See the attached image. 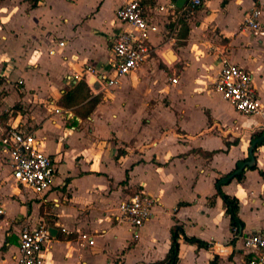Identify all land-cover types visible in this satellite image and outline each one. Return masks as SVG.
Wrapping results in <instances>:
<instances>
[{
  "label": "crops",
  "instance_id": "0c3cea01",
  "mask_svg": "<svg viewBox=\"0 0 264 264\" xmlns=\"http://www.w3.org/2000/svg\"><path fill=\"white\" fill-rule=\"evenodd\" d=\"M129 1L39 0L36 8L27 0L0 1V138L11 126L33 133L57 163L53 188L41 196L19 187L0 162V264H15L24 227L47 223L57 230L47 245L48 264H163L177 229L179 264L255 259L242 237L264 230V145L254 153L256 169L222 188L239 201L240 232L231 227L216 181L251 155L264 116L239 113L212 85L224 61L238 65L252 73L264 107V32L242 30L254 8L264 30V0H210L202 9L185 3L177 17L161 7L178 0H141L158 27L150 35L151 60L112 91L95 78L84 82L91 98L100 97L89 114L83 108L89 100L63 106L64 96L83 83L70 86L67 77L89 65L112 75V41L130 30L117 11ZM189 11L199 15V26L190 31L183 23L181 43L166 50L175 57L169 63L159 50L161 30ZM138 191L155 205L135 230L115 217Z\"/></svg>",
  "mask_w": 264,
  "mask_h": 264
},
{
  "label": "built area",
  "instance_id": "2783aa9c",
  "mask_svg": "<svg viewBox=\"0 0 264 264\" xmlns=\"http://www.w3.org/2000/svg\"><path fill=\"white\" fill-rule=\"evenodd\" d=\"M209 1L187 0L186 3L192 9H202ZM161 10L169 12L174 17L179 15V8L175 3L169 8L161 7ZM151 13L152 10L141 0H131L120 7L117 18L130 30L122 31L112 41V75L101 74L95 67L89 65L82 72L67 77L65 79L67 84L75 86L95 78L104 90L112 91L122 78L143 66L155 51L150 45V35L158 33V27L151 21ZM261 13L259 8L251 10L242 23V30L256 35L263 34ZM63 45L64 43H60V46ZM50 53L53 55L55 50ZM178 80L176 76L171 82L177 84ZM212 88L239 113L247 116H264V107L255 87L253 75L248 70L224 61ZM55 112L61 111L57 109ZM0 162L12 169L16 184L24 190H30L41 196H46L52 190L57 174V163L53 157L46 154L42 140L35 134L13 126L5 129L0 138ZM154 205L155 200L146 193L135 192L119 205L115 219L118 223L127 224L135 230L140 229L151 219ZM2 213L0 211V214ZM51 228L53 225L48 223L24 227L19 233L20 244L15 256V264H48L45 253L47 245L52 240ZM62 231L66 232L65 229ZM238 235H235V239ZM82 238L89 245L94 244V237L83 235ZM242 241L244 249L255 255V259L251 260L250 264H264V230L242 237ZM220 251L224 253L222 248Z\"/></svg>",
  "mask_w": 264,
  "mask_h": 264
},
{
  "label": "trees",
  "instance_id": "16d2710c",
  "mask_svg": "<svg viewBox=\"0 0 264 264\" xmlns=\"http://www.w3.org/2000/svg\"><path fill=\"white\" fill-rule=\"evenodd\" d=\"M2 1V0H0ZM31 3L32 8H36L39 4V0H27ZM186 33L183 38H186L188 33V28L185 30ZM89 100V101H88ZM84 109L89 114L100 102V97L91 98L90 88L86 83H82L78 85L75 89L70 91L67 95L64 96L61 104L65 107H75L84 104ZM264 145V127L261 130L255 131L252 135L251 146L253 148V155H249V157L245 160L239 161L236 165V168L229 174L221 177L216 181V187L218 190V194L223 198L226 206V214L230 217L231 227L233 230H237L238 232L244 227V223L239 218V201L236 198H232L225 193H223L222 188L228 184H230L233 180L242 181L245 176V171H239L241 167H243L247 162L252 160L254 157V153L256 150ZM230 146V144L228 145ZM256 166L249 167V170H255ZM180 231L177 229L173 231L172 234V244L171 249L167 255L166 260L163 264H179V235ZM185 240L191 244H196L199 247H207V245L196 239V238H187Z\"/></svg>",
  "mask_w": 264,
  "mask_h": 264
},
{
  "label": "rangeland",
  "instance_id": "374dc122",
  "mask_svg": "<svg viewBox=\"0 0 264 264\" xmlns=\"http://www.w3.org/2000/svg\"><path fill=\"white\" fill-rule=\"evenodd\" d=\"M186 15L181 17L179 16L175 20L169 19V22L165 23L164 27L161 30V35H160L162 38L159 46V50H162L161 55H163L167 49L177 48L179 46L181 42L178 41V36L182 32L183 23H186L189 26L190 31H191V26L193 27L199 26L200 17L197 13H195V11L193 12L189 11L188 13H186ZM150 60L151 59H149V61ZM153 104L154 102L151 103L150 107H152Z\"/></svg>",
  "mask_w": 264,
  "mask_h": 264
},
{
  "label": "water",
  "instance_id": "95a60500",
  "mask_svg": "<svg viewBox=\"0 0 264 264\" xmlns=\"http://www.w3.org/2000/svg\"><path fill=\"white\" fill-rule=\"evenodd\" d=\"M186 1H187V0H178V2H177V7H178L179 9H183V7L185 6ZM165 57H166V59H167V61H168L169 63H172V61H174V59H175V57L172 55V51H171V50H168V51L166 52ZM91 83H92V85L95 84V79H92V80H91ZM250 154L253 155V148H251V150H250ZM254 164H255V158L252 157V160L249 161L247 164H245L243 167H241V169H240L239 171H240V172H241V171H244V170L248 169V167L253 166ZM50 234H51L52 237H55V236L57 235V230L51 228V229H50Z\"/></svg>",
  "mask_w": 264,
  "mask_h": 264
}]
</instances>
